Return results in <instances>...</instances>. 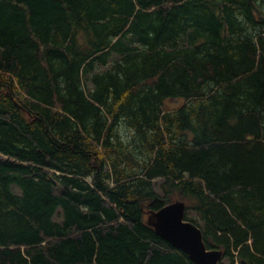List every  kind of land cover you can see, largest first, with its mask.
<instances>
[{"label":"trees","instance_id":"16d2710c","mask_svg":"<svg viewBox=\"0 0 264 264\" xmlns=\"http://www.w3.org/2000/svg\"><path fill=\"white\" fill-rule=\"evenodd\" d=\"M176 199L264 264V0H0V264H193Z\"/></svg>","mask_w":264,"mask_h":264},{"label":"water","instance_id":"95a60500","mask_svg":"<svg viewBox=\"0 0 264 264\" xmlns=\"http://www.w3.org/2000/svg\"><path fill=\"white\" fill-rule=\"evenodd\" d=\"M186 204L174 200L146 213V223L164 240L185 253L193 264H222V250L208 248L201 229L185 218Z\"/></svg>","mask_w":264,"mask_h":264},{"label":"rangeland","instance_id":"374dc122","mask_svg":"<svg viewBox=\"0 0 264 264\" xmlns=\"http://www.w3.org/2000/svg\"><path fill=\"white\" fill-rule=\"evenodd\" d=\"M182 100H178V99H170L166 102V108L172 109L175 106H178L181 104ZM190 215H194L193 213H191ZM223 264H228L227 260H223L222 261Z\"/></svg>","mask_w":264,"mask_h":264}]
</instances>
